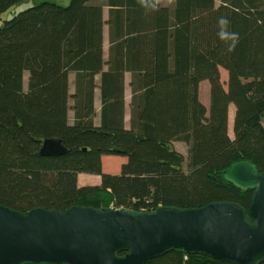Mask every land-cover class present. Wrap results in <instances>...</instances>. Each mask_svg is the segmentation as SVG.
<instances>
[{"label": "trees", "instance_id": "obj_1", "mask_svg": "<svg viewBox=\"0 0 264 264\" xmlns=\"http://www.w3.org/2000/svg\"><path fill=\"white\" fill-rule=\"evenodd\" d=\"M20 1L0 0V21ZM222 17L239 35L234 46L220 35ZM204 80L209 106L200 99ZM54 137L67 153L42 155L43 141ZM104 156L124 158L120 171H105ZM243 159L264 172V0H47L0 25V204L23 213L74 205L151 212L228 202L252 220L254 191H240L223 173ZM79 173L102 182L80 185ZM146 264L231 263L176 248Z\"/></svg>", "mask_w": 264, "mask_h": 264}, {"label": "water", "instance_id": "obj_2", "mask_svg": "<svg viewBox=\"0 0 264 264\" xmlns=\"http://www.w3.org/2000/svg\"><path fill=\"white\" fill-rule=\"evenodd\" d=\"M67 151L56 137L45 139L40 150L44 156ZM223 173L240 191H254L251 221L228 202L151 212L74 205L65 212L37 207L23 213L0 204V264H146L176 248L231 264H259L264 259V172L243 159Z\"/></svg>", "mask_w": 264, "mask_h": 264}, {"label": "crops", "instance_id": "obj_3", "mask_svg": "<svg viewBox=\"0 0 264 264\" xmlns=\"http://www.w3.org/2000/svg\"><path fill=\"white\" fill-rule=\"evenodd\" d=\"M108 11H109V7L105 6L104 7L105 20H107L109 17ZM109 30H110V27H109V24H107L104 28V35H103L104 36L103 48H104V58L105 59H107L109 57V51H110L109 47L111 44L110 43ZM105 69H107V66L105 67ZM75 76H76L75 73L70 74V91H71V93H74V91H75V85H74ZM100 78H101V75L99 74L97 76V81L100 80ZM131 78H132V74L130 72H127L126 76H125V82H126L125 94H126V106H127L125 118H126L127 126L130 125V120H131V118H130V115H131L130 102H131L132 95H133L132 94V88H131V82H130ZM209 89H210V84H209L208 80H204L203 82L200 83V86H199L200 99H201L202 103L206 104L207 106L210 105V102H209L210 101V91H209ZM205 93L206 94L208 93V96H209L208 102L209 103L202 99L203 94H205ZM94 96H95V107H96V117L94 119H95L96 123L100 124V121H101L100 116H101V109H102V107H101L102 106V95H101L100 88L96 89ZM229 113H230L229 124L231 121L232 125H233L234 117L236 114L234 104H231L229 106ZM69 118L71 121H74V111L73 110H71L69 112ZM176 143H175L176 148L179 151H181L182 153H184L185 155H187V153H188L187 146L183 144L182 148H179V147H177ZM123 161H124V158H121L119 156H104L102 164L104 166L105 171L114 173V172L120 171L121 166H122L121 164L123 163ZM78 179H79L80 185H91V184L99 185L102 182V178L99 175L91 174V173L90 174L79 173Z\"/></svg>", "mask_w": 264, "mask_h": 264}, {"label": "rangeland", "instance_id": "obj_4", "mask_svg": "<svg viewBox=\"0 0 264 264\" xmlns=\"http://www.w3.org/2000/svg\"><path fill=\"white\" fill-rule=\"evenodd\" d=\"M41 1H47V0H23V1L18 2L15 5L11 6L7 11H5L1 14V20L2 21H0V25L3 23L4 20L12 17L17 12L24 10V9H27L34 4L40 3ZM49 1L55 2L57 4H62V5H68L70 3V0H49ZM95 1H99V0H95ZM160 2L165 6L166 5L172 6L174 4V0H160ZM26 75H28V73H26ZM74 81H75V79H74ZM25 84L27 85V76H25ZM202 99L204 101L208 102L209 101L208 93L203 94ZM229 120H230V117H229ZM229 125H230V134L233 136L234 135L233 134V125H232L231 121H230ZM183 144L186 145L184 142L183 143L182 142L176 143L177 147H179V148H182ZM249 221H251V220H249Z\"/></svg>", "mask_w": 264, "mask_h": 264}, {"label": "clouds", "instance_id": "obj_5", "mask_svg": "<svg viewBox=\"0 0 264 264\" xmlns=\"http://www.w3.org/2000/svg\"><path fill=\"white\" fill-rule=\"evenodd\" d=\"M157 2H158V0H157ZM228 23L229 22L227 21V19H225L223 17L220 18V20H219V25H220V28H221L220 35H227V36H229L231 38V40L233 41V46H234L235 42H237L238 39H239V35H238V33H228L226 31L227 30Z\"/></svg>", "mask_w": 264, "mask_h": 264}]
</instances>
